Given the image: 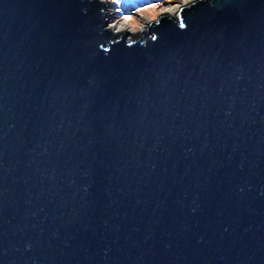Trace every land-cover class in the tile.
Listing matches in <instances>:
<instances>
[{"label":"water","instance_id":"1","mask_svg":"<svg viewBox=\"0 0 264 264\" xmlns=\"http://www.w3.org/2000/svg\"><path fill=\"white\" fill-rule=\"evenodd\" d=\"M106 9L0 0V264H264V0Z\"/></svg>","mask_w":264,"mask_h":264},{"label":"rangeland","instance_id":"2","mask_svg":"<svg viewBox=\"0 0 264 264\" xmlns=\"http://www.w3.org/2000/svg\"><path fill=\"white\" fill-rule=\"evenodd\" d=\"M102 1L107 8V17L105 19L106 23H108V21L109 23L118 22L128 27L131 39L132 37L136 35H142L144 31H147L149 24L157 21L160 17L159 14L162 11H165L166 9H175L179 12L181 3L184 4L187 0H120V2H114V0ZM189 2H191V0ZM188 3L184 4L183 6L187 5ZM126 15L129 17L127 20L124 19V16ZM140 31L142 32L139 33Z\"/></svg>","mask_w":264,"mask_h":264},{"label":"bare ground","instance_id":"3","mask_svg":"<svg viewBox=\"0 0 264 264\" xmlns=\"http://www.w3.org/2000/svg\"><path fill=\"white\" fill-rule=\"evenodd\" d=\"M190 0H187L184 4H186V3H188ZM192 1V0H191ZM183 3H181V5H180V8L184 5ZM179 8V9H180ZM175 9H166L165 11H162L160 14H159V16H164V15H167V16H173V15H175L177 12H178V10H175ZM106 14V13H105ZM106 17H107V14H106ZM106 19V18H105ZM147 22H149V21H147ZM108 23H109V21H108ZM107 23V29L110 31V32H112L113 34H119V33H122V32H128V33H130V31H129V29H128V27H126V26H124L123 24H121V23H116V22H113V23H109L108 24ZM142 31H140L139 33H141Z\"/></svg>","mask_w":264,"mask_h":264},{"label":"snow or ice","instance_id":"4","mask_svg":"<svg viewBox=\"0 0 264 264\" xmlns=\"http://www.w3.org/2000/svg\"><path fill=\"white\" fill-rule=\"evenodd\" d=\"M114 2H120V0H114ZM124 19H129V17L126 15V16H124Z\"/></svg>","mask_w":264,"mask_h":264}]
</instances>
